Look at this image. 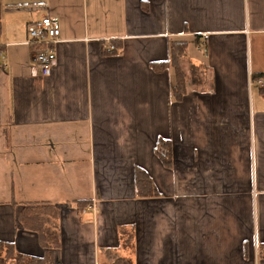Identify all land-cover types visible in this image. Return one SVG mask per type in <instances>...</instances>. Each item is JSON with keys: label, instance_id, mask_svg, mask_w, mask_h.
<instances>
[{"label": "crops", "instance_id": "1", "mask_svg": "<svg viewBox=\"0 0 264 264\" xmlns=\"http://www.w3.org/2000/svg\"><path fill=\"white\" fill-rule=\"evenodd\" d=\"M1 5L0 243L42 258L19 216L52 206L56 264H104L105 250L130 264H264V0ZM47 15L60 37L43 76L26 42ZM176 42L186 44L180 102ZM137 168L158 198L137 196ZM121 228L133 231L131 249Z\"/></svg>", "mask_w": 264, "mask_h": 264}, {"label": "trees", "instance_id": "2", "mask_svg": "<svg viewBox=\"0 0 264 264\" xmlns=\"http://www.w3.org/2000/svg\"><path fill=\"white\" fill-rule=\"evenodd\" d=\"M2 5L0 0V11H2ZM2 19L0 13V37L2 35ZM176 44V45H175ZM173 43L171 45V63L176 71V84L173 88V94L175 100L180 102L186 93L185 89V74L180 68L181 56L184 55L185 45L184 42ZM165 66V62L156 63L153 65L155 69H160ZM192 72L196 74L194 67ZM169 141L160 139L155 147L156 155L163 162L165 167L170 168L172 166V147ZM135 187L136 193L139 198H151L159 196V191L155 186L152 178L142 168H137L135 173ZM86 202H80L78 207H85ZM58 211L52 206H39L28 207L25 212L19 216V221L27 230L34 231L39 236V242L44 247L45 253L42 258H28L25 256H18L14 251V246L9 244L0 243V264H56L53 260L54 250L59 248L61 243V237L59 229L57 228ZM120 236L123 240V248L131 249L134 245L133 231L126 228H121ZM106 258L104 264H130L126 257L112 252L111 250H105L102 252Z\"/></svg>", "mask_w": 264, "mask_h": 264}, {"label": "built area", "instance_id": "3", "mask_svg": "<svg viewBox=\"0 0 264 264\" xmlns=\"http://www.w3.org/2000/svg\"><path fill=\"white\" fill-rule=\"evenodd\" d=\"M57 21L49 15L30 23L27 27V45L37 50L34 57L33 73L49 76L57 61V45L59 43L60 28ZM114 50V47L110 48ZM1 53V52H0ZM263 85V82H259Z\"/></svg>", "mask_w": 264, "mask_h": 264}]
</instances>
